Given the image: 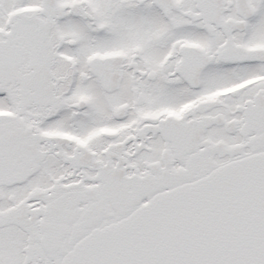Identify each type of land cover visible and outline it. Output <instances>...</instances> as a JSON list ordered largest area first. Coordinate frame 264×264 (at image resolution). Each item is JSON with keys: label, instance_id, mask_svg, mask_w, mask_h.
Returning <instances> with one entry per match:
<instances>
[{"label": "snow or ice", "instance_id": "1", "mask_svg": "<svg viewBox=\"0 0 264 264\" xmlns=\"http://www.w3.org/2000/svg\"><path fill=\"white\" fill-rule=\"evenodd\" d=\"M0 264H264V0H0Z\"/></svg>", "mask_w": 264, "mask_h": 264}]
</instances>
